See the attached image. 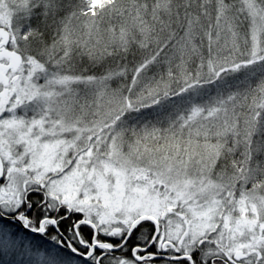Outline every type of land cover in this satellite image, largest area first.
Returning <instances> with one entry per match:
<instances>
[{
	"label": "snow or ice",
	"instance_id": "snow-or-ice-1",
	"mask_svg": "<svg viewBox=\"0 0 264 264\" xmlns=\"http://www.w3.org/2000/svg\"><path fill=\"white\" fill-rule=\"evenodd\" d=\"M0 264H264V0H0Z\"/></svg>",
	"mask_w": 264,
	"mask_h": 264
},
{
	"label": "rangeland",
	"instance_id": "rangeland-1",
	"mask_svg": "<svg viewBox=\"0 0 264 264\" xmlns=\"http://www.w3.org/2000/svg\"><path fill=\"white\" fill-rule=\"evenodd\" d=\"M74 23H77V22L74 21ZM247 27H248V22L245 21V24L243 25V29H241V31H246L247 30ZM157 72L159 74L156 73V71L155 72H151V70L148 71L147 77H146V84H145L146 87H148V86H154V82H153V78L154 77L158 80L161 75H166V74L162 73L161 71H157ZM111 86L113 88L117 87V83H116L115 80L111 82ZM42 253H43V250H41V254ZM21 258H23V257H21ZM32 258L35 259V257H32Z\"/></svg>",
	"mask_w": 264,
	"mask_h": 264
},
{
	"label": "trees",
	"instance_id": "trees-1",
	"mask_svg": "<svg viewBox=\"0 0 264 264\" xmlns=\"http://www.w3.org/2000/svg\"><path fill=\"white\" fill-rule=\"evenodd\" d=\"M67 2V0H66ZM71 3L75 4L77 2V0H70ZM245 24V22H244ZM243 29V27L241 28ZM182 31H178V35H182ZM176 63H179V60H176ZM198 63V60H196L195 57H193L192 61H189L188 64L186 65V67L189 69V70H194L195 68V64ZM158 73L157 71H161L162 73L166 74V71H167V66H163V67H157L155 70H151V72H155ZM173 71L174 72H178V69H176L175 67L173 68ZM159 74V73H158ZM152 78V77H151ZM10 258V257H9Z\"/></svg>",
	"mask_w": 264,
	"mask_h": 264
}]
</instances>
